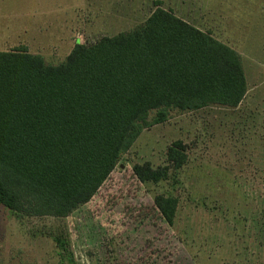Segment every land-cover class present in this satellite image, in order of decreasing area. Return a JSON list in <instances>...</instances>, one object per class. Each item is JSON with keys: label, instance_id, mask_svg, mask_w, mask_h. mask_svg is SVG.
Returning <instances> with one entry per match:
<instances>
[{"label": "rangeland", "instance_id": "obj_1", "mask_svg": "<svg viewBox=\"0 0 264 264\" xmlns=\"http://www.w3.org/2000/svg\"><path fill=\"white\" fill-rule=\"evenodd\" d=\"M157 6L241 54L244 100L171 110L68 217L0 204V264H264V0H0V49L26 45L59 64L76 42L130 30ZM177 139L188 146L183 168L159 182L133 174L135 163L166 164ZM158 194L179 198L173 225Z\"/></svg>", "mask_w": 264, "mask_h": 264}, {"label": "trees", "instance_id": "obj_2", "mask_svg": "<svg viewBox=\"0 0 264 264\" xmlns=\"http://www.w3.org/2000/svg\"><path fill=\"white\" fill-rule=\"evenodd\" d=\"M247 90L236 49L161 6L130 30L76 42L59 64L26 45L0 49V204L68 217L97 194L144 129L174 109L237 107ZM188 160L177 139L166 164L135 163L132 171L159 182ZM154 201L173 225L179 198Z\"/></svg>", "mask_w": 264, "mask_h": 264}]
</instances>
